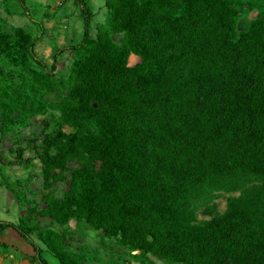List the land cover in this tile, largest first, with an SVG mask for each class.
Wrapping results in <instances>:
<instances>
[{
	"label": "trees",
	"instance_id": "1",
	"mask_svg": "<svg viewBox=\"0 0 264 264\" xmlns=\"http://www.w3.org/2000/svg\"><path fill=\"white\" fill-rule=\"evenodd\" d=\"M90 1H76L81 41L57 51L73 56L66 83L56 54L49 68L35 54L39 36L8 33L0 15V137L40 125L0 165L36 166L42 181L29 204L0 170V187L26 204L0 236H19L31 264L87 262L69 249L70 221L137 252L131 264H264V9L237 32L253 2L103 0L93 25ZM214 191L240 194L196 223L193 205Z\"/></svg>",
	"mask_w": 264,
	"mask_h": 264
},
{
	"label": "rangeland",
	"instance_id": "2",
	"mask_svg": "<svg viewBox=\"0 0 264 264\" xmlns=\"http://www.w3.org/2000/svg\"><path fill=\"white\" fill-rule=\"evenodd\" d=\"M76 1L77 0H25V5L30 15L35 21L41 24V29H39L36 25L31 23L27 17H24L22 8L16 0H11L5 5L8 10V13H5L8 16L3 12L4 6L2 0H0V15L5 17L8 22V26H6L4 30L11 33L12 27H20L32 36L38 35L39 38L34 47L35 54L48 68L52 64V55L56 54L58 65L55 73L57 77H61L65 83L70 74V65L73 56L68 51H64L62 54H58L57 51L69 45H75L81 41L83 25ZM242 1L253 2L255 7L251 10L245 7L240 11V17L236 26L237 32L246 30L250 23L257 18L259 12L264 9V0ZM89 5L92 6L93 9H99L93 19V25L103 23L105 17L104 10L100 9L103 6V0H91ZM92 35H94V32ZM119 39L120 36H113V40L116 43L119 42ZM132 63L133 59L130 64ZM39 129L40 125L38 121L32 120L31 126L22 129L17 136L8 135L5 138L0 137V155L3 158L4 164H7L10 160V156L14 155L13 143L15 140L27 141L31 139L34 134L38 133ZM9 149H11L12 154L8 153ZM30 154L31 153L26 152V157L30 156ZM69 167L74 168L76 164L73 163ZM0 170L6 177L8 184L23 197L25 202L29 204L38 203L42 181L36 166L27 167L23 165V163H14L12 166L0 165ZM258 183L259 181L253 180L249 185ZM66 189L67 181L56 184L54 186V193L57 197H60ZM239 194V191L232 193L214 191L208 202H203V200H201L195 203L193 207L196 223L208 221L213 216L224 213L228 198L238 197ZM25 202H16L10 193H7L6 190L0 187V220L17 222L20 218L24 217L26 208ZM211 208H214L215 213L210 216L207 215V212ZM40 223L44 228L57 229L52 226L49 221L40 220ZM63 230L67 236L69 249L72 251H80L84 254L88 263L131 264L133 258L138 255L137 252H130L119 247L112 239H104L103 235L100 233L84 230L83 227L77 225L75 221H70ZM81 235H83L82 238H80ZM75 236L82 239L80 241L81 243H77V237ZM2 238V242H6L9 245H0V264H31L27 256L32 254L28 253L25 247H23L24 241L19 236L16 235L12 240L8 235ZM77 244H81V246ZM101 252H103L106 257L103 262H101ZM154 262L155 264H163L156 260H154Z\"/></svg>",
	"mask_w": 264,
	"mask_h": 264
},
{
	"label": "crops",
	"instance_id": "3",
	"mask_svg": "<svg viewBox=\"0 0 264 264\" xmlns=\"http://www.w3.org/2000/svg\"><path fill=\"white\" fill-rule=\"evenodd\" d=\"M8 193V192H7ZM79 232V231H78ZM5 235H8L10 238H11V240L13 239V238H15V234H13V232H11V231H7V232H5L4 233ZM5 235H1L0 236V245L1 246H4V245H2V244H5L6 246H8L9 244L8 243H6V242H2L3 240H1V239H3L2 237H4ZM95 235V234H94ZM79 236V235H78ZM82 236L83 235H81L80 236V238H82ZM75 237H77V236H75ZM80 238H78L77 237V243L79 242V243H81L80 241L82 240V239H80ZM23 243V242H22ZM24 244V246L23 247H25V249H26V251H28V253H31L32 254V249L29 247V246H27L25 243H23ZM22 244V245H23ZM22 245H21V247H22ZM77 245H79V246H81V244H77ZM122 254V253H121ZM105 254L103 253V252H101V254H100V257H102V259H101V262H103V260H104V258H106L105 256H104ZM107 255L109 256V254L107 253ZM122 255H125V254H122ZM84 264H91V263H88V262H85Z\"/></svg>",
	"mask_w": 264,
	"mask_h": 264
}]
</instances>
